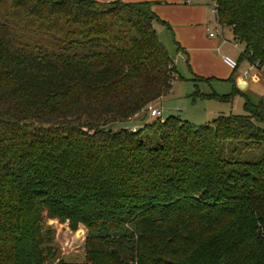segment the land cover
Masks as SVG:
<instances>
[{
    "label": "trees",
    "instance_id": "16d2710c",
    "mask_svg": "<svg viewBox=\"0 0 264 264\" xmlns=\"http://www.w3.org/2000/svg\"><path fill=\"white\" fill-rule=\"evenodd\" d=\"M210 1L264 71V0ZM153 3L0 0V264H73L45 216L85 226L81 264H264V96L150 117L184 78Z\"/></svg>",
    "mask_w": 264,
    "mask_h": 264
},
{
    "label": "rangeland",
    "instance_id": "374dc122",
    "mask_svg": "<svg viewBox=\"0 0 264 264\" xmlns=\"http://www.w3.org/2000/svg\"><path fill=\"white\" fill-rule=\"evenodd\" d=\"M209 8L208 17L210 21L208 23L213 26L216 21L213 9L210 5ZM154 24L156 30H161L158 21H155ZM222 26L223 35L217 36L222 42V49L216 54L219 58L215 55L210 64L212 65L213 63L216 70L220 73H227V71H229L228 74H230L232 68L223 62L222 55L229 54L233 58L238 59L240 57L242 44L232 38L227 26ZM159 30L157 32L159 33L160 40L172 57L173 63L176 64L177 70L182 73V75L187 76L188 73H191L190 70L192 69V65H194L195 58L197 59L199 56L198 53L192 51L191 59H189L187 53L184 56L177 55L176 50L173 47L174 43L172 42V38L174 37L173 33L170 29H165V27H162V31ZM240 66L247 67L248 65L245 60H242ZM193 82H195V84H193ZM229 88V81H224L216 77L210 79H194L193 81L184 78L176 79L174 83V94L166 96L158 105L152 104L151 106L160 108L162 117H165L168 114H175L193 123H204L211 120L218 113H240L243 111V98L240 94L235 95L232 101H217L201 97L199 93H197V91L212 92L214 90L226 92L230 90ZM247 94H249L252 99L257 98L256 95L251 92ZM163 96H161L158 101H160ZM131 124L135 126L133 122L123 124L111 123L110 126L115 129L122 125L129 126ZM45 225H50L53 228V242L57 247L58 256L71 261L73 264H81L84 262L83 241L86 235L85 226L79 224L77 229L73 230L69 227L66 221H59L57 218L46 216ZM45 264H52V262H46Z\"/></svg>",
    "mask_w": 264,
    "mask_h": 264
},
{
    "label": "crops",
    "instance_id": "0c3cea01",
    "mask_svg": "<svg viewBox=\"0 0 264 264\" xmlns=\"http://www.w3.org/2000/svg\"><path fill=\"white\" fill-rule=\"evenodd\" d=\"M153 1L154 3L152 4V9L160 19L158 23L161 27V30H158L162 31V27H165V29H170V31L173 33L174 37L172 38V42L174 43L173 47L176 50V54L179 56H184L187 53L189 59L192 58V51L194 53H198L199 55L197 59L195 58L194 60V65H192V69L190 70L191 73H188L187 76L180 73L184 77V79H191L193 81L196 76H201L202 79H210L212 77H216L224 81H229V91H231L233 86H235L239 90V92H251L255 94L256 97L261 95L264 96V71L262 68L251 65L248 60L242 57L236 59L238 61V64L235 68H232L230 74H228L229 71H227V73H220L218 70H216L213 63L212 65L210 64V62H212V58H214L218 51L222 49V42L217 37L219 35L209 36L206 30L207 25L212 26L210 23H208L210 21L208 17V12L210 9L209 5L211 6L210 0ZM213 26H215V22ZM158 30H156V32ZM228 30L231 33L229 28ZM157 34L159 36L158 32ZM216 57L219 58L217 55ZM242 60H245L248 65L247 67L240 66V62ZM174 65L176 67L175 63ZM230 76H232V78ZM176 79L179 78H175V80L173 79L169 92L164 95L160 101L157 100V105L161 103V101L164 100L166 96L174 94V83ZM240 79H243L245 83L244 87H239L237 85V81ZM193 84H195V82H193ZM214 91L217 93L229 92H219L216 90ZM210 99L218 101V99Z\"/></svg>",
    "mask_w": 264,
    "mask_h": 264
},
{
    "label": "built area",
    "instance_id": "2783aa9c",
    "mask_svg": "<svg viewBox=\"0 0 264 264\" xmlns=\"http://www.w3.org/2000/svg\"><path fill=\"white\" fill-rule=\"evenodd\" d=\"M211 7H212L213 12H214V3L213 2H211ZM215 21H216V19H215ZM222 27L223 26L216 21L215 26L207 25L206 30H207V33L209 36L222 35ZM222 58H223L224 62L226 64H228L231 68H235L238 64V61L228 54H224L222 56ZM161 113H162L161 109L157 108V107L150 106V108L148 109L149 116H157V115L159 116V115H161Z\"/></svg>",
    "mask_w": 264,
    "mask_h": 264
},
{
    "label": "water",
    "instance_id": "95a60500",
    "mask_svg": "<svg viewBox=\"0 0 264 264\" xmlns=\"http://www.w3.org/2000/svg\"><path fill=\"white\" fill-rule=\"evenodd\" d=\"M237 85H238L239 87H244V86H245V83H244L243 79L238 80V81H237Z\"/></svg>",
    "mask_w": 264,
    "mask_h": 264
}]
</instances>
